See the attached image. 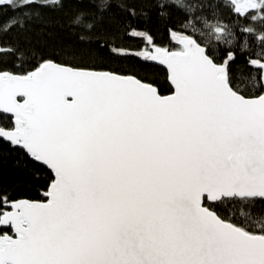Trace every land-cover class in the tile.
<instances>
[{
	"label": "snow or ice",
	"instance_id": "obj_1",
	"mask_svg": "<svg viewBox=\"0 0 264 264\" xmlns=\"http://www.w3.org/2000/svg\"><path fill=\"white\" fill-rule=\"evenodd\" d=\"M36 3L0 0L14 12ZM173 4L184 16L168 30L175 47L132 28L143 47L108 49L165 66L170 95L94 67L0 61V113L10 116L0 141L53 174L43 200L0 191V264H264V223H237L220 207L264 215V50L246 61L250 93L230 72L235 53L222 63L211 54V39L231 44V30L198 15L199 0ZM229 4L264 21V0ZM23 24L11 16L0 31Z\"/></svg>",
	"mask_w": 264,
	"mask_h": 264
},
{
	"label": "trees",
	"instance_id": "obj_2",
	"mask_svg": "<svg viewBox=\"0 0 264 264\" xmlns=\"http://www.w3.org/2000/svg\"><path fill=\"white\" fill-rule=\"evenodd\" d=\"M19 2V0H15ZM106 7L101 10L99 5ZM196 3L197 0H185ZM203 11L211 22L219 21L231 30L225 40L211 39V54L217 63L224 62L228 52L235 53L230 63V72L238 87L253 92L251 76L254 70L246 63L256 59L264 50L258 37L264 33V21L252 16H238L232 10L229 0H199ZM162 5H171L162 7ZM134 12V15L130 13ZM11 16L23 19V27L17 25L8 32L0 31V61L8 68L31 70L42 59L70 66H89L98 70L112 71L120 75H133L143 82L157 87L161 95H169L173 89L168 81L167 71L157 62H147L136 56H116L108 52L118 47L136 51L143 47L139 38L127 35L135 28L150 33L158 45L175 47L169 40L168 30L179 28L183 23L182 12L173 0H37V3L13 11L10 6H0V23ZM90 25V27H89ZM202 32L208 29L198 25ZM254 29L252 33L244 29ZM106 45V47H99ZM15 52V55H13ZM255 94V93H253ZM9 115L0 113V121L7 123ZM52 172L39 164L19 147L0 141V191L12 194L14 199L43 200L52 179ZM221 208L227 217L235 218L237 223L259 227L264 223L260 209L245 203L224 201Z\"/></svg>",
	"mask_w": 264,
	"mask_h": 264
},
{
	"label": "water",
	"instance_id": "obj_3",
	"mask_svg": "<svg viewBox=\"0 0 264 264\" xmlns=\"http://www.w3.org/2000/svg\"><path fill=\"white\" fill-rule=\"evenodd\" d=\"M158 63V62H157ZM159 64V63H158ZM160 65V64H159ZM166 71H167V69H166V67L165 66H163V65H161ZM169 81V80H168ZM169 83H170V81H169ZM171 84V83H170ZM171 87H172V89H173V91H174V87L171 85ZM170 95V94H169ZM39 164H41V165H43L42 163H40V162H38ZM43 166H45V165H43ZM46 167V166H45ZM50 170V169H49Z\"/></svg>",
	"mask_w": 264,
	"mask_h": 264
},
{
	"label": "rangeland",
	"instance_id": "obj_4",
	"mask_svg": "<svg viewBox=\"0 0 264 264\" xmlns=\"http://www.w3.org/2000/svg\"><path fill=\"white\" fill-rule=\"evenodd\" d=\"M256 16V15H255Z\"/></svg>",
	"mask_w": 264,
	"mask_h": 264
}]
</instances>
